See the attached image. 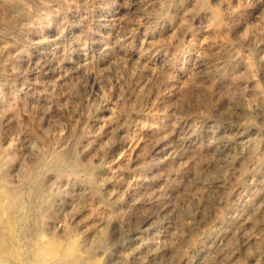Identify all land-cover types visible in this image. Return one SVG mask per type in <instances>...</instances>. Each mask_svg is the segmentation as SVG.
Here are the masks:
<instances>
[{
    "label": "rangeland",
    "instance_id": "374dc122",
    "mask_svg": "<svg viewBox=\"0 0 264 264\" xmlns=\"http://www.w3.org/2000/svg\"><path fill=\"white\" fill-rule=\"evenodd\" d=\"M263 98L264 0H0V264H264Z\"/></svg>",
    "mask_w": 264,
    "mask_h": 264
},
{
    "label": "bare ground",
    "instance_id": "6f19581e",
    "mask_svg": "<svg viewBox=\"0 0 264 264\" xmlns=\"http://www.w3.org/2000/svg\"><path fill=\"white\" fill-rule=\"evenodd\" d=\"M233 1H235V0H233ZM237 1V0H236ZM224 2V1H223ZM226 3V2H225ZM246 3V2H245ZM246 5V4H245ZM227 7V6H226ZM208 11V10H207ZM230 14V13H229ZM263 100H264V98H263ZM254 100H250V99H246V103H247V107H249V105L251 106V107H256V104H254V102H253ZM237 129V128H236ZM235 132V131H234ZM239 133V132H238ZM208 181V180H207ZM200 184V183H199ZM205 184H206V182H205ZM3 192H5L3 189L1 190V188H0V195H3ZM7 192V191H6ZM195 193H198V192H195ZM194 193V194H195ZM5 194V193H4ZM3 197V196H2ZM1 197V198H2ZM9 197V196H8ZM4 198V197H3ZM7 198V197H6ZM6 200V199H5ZM5 200H4V202H5ZM9 200V199H8ZM7 200V201H8ZM10 201V200H9ZM11 202V201H10ZM9 203V202H8ZM12 203V202H11ZM11 203H9V204H11ZM6 204V203H5ZM12 205H14V204H12ZM188 205V204H187ZM7 208V207H6ZM5 208V206L2 204H0V212L2 213V217H3V219H1L0 220V242L2 243V251L4 252V253H8V254H11V255H14V256H18L19 255V252H18V249L17 248H15V245L11 242V232H12V221H11V219L8 217V216H6L7 214V212H6V209ZM15 208V207H14ZM8 209V208H7ZM13 209V208H12ZM6 213H5V212ZM9 211V210H8ZM13 212V211H12ZM0 213V214H1ZM9 213V212H8ZM4 214H6V215H4ZM1 217V218H2ZM12 218V217H11ZM94 231H95V229H94ZM14 232V231H13ZM13 237V236H12ZM54 242V241H53ZM53 245V244H52ZM60 245V244H59ZM42 248H44V246L42 247ZM48 248H50V246H48ZM59 248V247H58ZM58 248L57 247H52L50 250H47L48 252L46 253V255L45 256H48V255H56L57 253H59V251H58ZM65 248V247H64ZM45 250H46V248H45ZM40 251V250H39ZM43 251V250H42ZM46 252V251H45ZM40 253V252H39ZM38 253V254H39ZM62 253V252H61ZM42 254H44V253H42ZM20 255H21V253H20ZM21 257V256H20ZM43 257V256H42ZM57 257V256H56ZM53 258V257H52ZM63 258V257H62ZM79 258V257H78ZM20 259V258H19ZM46 259V258H45ZM77 260V259H76Z\"/></svg>",
    "mask_w": 264,
    "mask_h": 264
}]
</instances>
